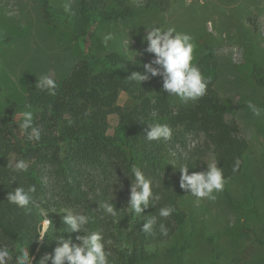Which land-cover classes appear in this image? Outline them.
<instances>
[{"label": "trees", "instance_id": "obj_1", "mask_svg": "<svg viewBox=\"0 0 264 264\" xmlns=\"http://www.w3.org/2000/svg\"><path fill=\"white\" fill-rule=\"evenodd\" d=\"M44 14L58 34L68 31L72 22L69 14L58 17L49 9H44ZM133 14L130 8L102 10L95 0L80 3L86 33ZM73 38L81 40L80 35ZM8 41L10 38L0 41V45ZM82 47L81 58L58 85L55 96L36 88L37 83L31 80L24 103H12L0 110V244L28 247L34 257L32 264H38L44 254L53 253L55 237L61 234L75 242L79 235L64 231L62 218L67 215L64 210L69 209L91 216L89 228L102 229L113 240L112 264H142L157 256L153 246L167 243L186 222L179 203L189 193L179 187L181 165L187 164L190 174L203 172L205 158L211 154L229 178L243 170L247 143L237 126L226 120L236 107L222 104L216 96V62L210 49L196 63L210 81L207 95L192 108L175 110L162 95L153 94L162 86L161 77L149 74L141 84L129 81L133 72L144 73L141 64L131 63L118 53L99 57L87 52L86 44ZM252 74L264 92V70L253 64ZM120 92L128 93L136 104L119 115L116 133L109 135L107 111L113 108ZM25 110L37 111L34 123L41 130L39 142L28 141L26 135L18 133L23 119L20 113ZM155 123L170 125L172 139L148 141L149 125ZM190 136L202 141L190 146ZM21 158L29 163L27 173H16L8 167ZM237 162L239 171L234 173ZM132 165L152 179L154 191L162 197L155 208L144 213L157 218L154 235L141 231L145 217H136L127 210ZM30 185H35L37 191L28 208L8 203L10 191ZM106 200L114 204L116 217L101 218L98 204ZM169 204L176 211L169 218H160L158 209ZM44 219L52 224L43 241H34ZM160 223L168 228L167 236L160 234Z\"/></svg>", "mask_w": 264, "mask_h": 264}, {"label": "rangeland", "instance_id": "obj_2", "mask_svg": "<svg viewBox=\"0 0 264 264\" xmlns=\"http://www.w3.org/2000/svg\"><path fill=\"white\" fill-rule=\"evenodd\" d=\"M82 1L93 0H0V41L10 38L0 45V110L24 103L27 84L37 83L41 75H50L60 85L81 58L83 43L87 52L99 57L118 53L143 66L152 60L144 51L147 30L175 26L191 34L194 63L206 49L212 51L216 96L222 104L236 107L226 120L237 126L247 143L244 166L229 177L215 202L185 196L179 203L186 214L184 226L167 243L153 246L157 256L142 264H264V114L254 117L247 107L251 101L264 109V92L252 74L253 64L264 70V0H95L102 10L130 8L134 14L88 33L80 16ZM66 3L74 13L69 14L72 22L66 33L58 34L44 9L62 17L68 14ZM109 34L113 39L105 46ZM74 35H80V42ZM153 94L162 95L175 110L196 104H182L163 86ZM135 104L128 93H119L107 111L109 135L116 133L119 115ZM197 141L202 139L188 137L190 146ZM210 162H216L211 154L204 171Z\"/></svg>", "mask_w": 264, "mask_h": 264}, {"label": "clouds", "instance_id": "obj_3", "mask_svg": "<svg viewBox=\"0 0 264 264\" xmlns=\"http://www.w3.org/2000/svg\"><path fill=\"white\" fill-rule=\"evenodd\" d=\"M64 11L68 14H74L70 3L64 5ZM113 39L112 35L104 37L105 46L107 42ZM147 47L145 52L151 54L154 58L143 65L144 73L133 72L129 81L139 84L151 77H161L163 90L169 96L176 97L182 104L197 102L207 95L210 81L205 78L200 67L194 63V51L196 48L194 38L191 34L178 31L175 26L152 27L147 30L144 37ZM235 51V49H234ZM134 57H129L132 61ZM36 88L41 91H47L51 96H55L58 84L50 75H41L38 79ZM30 108V106H28ZM247 107L251 110L254 117H261L264 109L247 102ZM22 122L19 124L21 135H26L28 141L39 142L41 140V130L34 123V113L31 110H25L20 113ZM147 132L146 139L150 142L169 141L173 137V129L168 124H151ZM9 168L16 173H27L29 163L25 159H18L14 165L9 164ZM187 164L180 167L179 187L190 193L197 201L207 200L215 202L218 195L225 189L228 183L224 175L223 168L218 166L217 162L207 164L206 171L191 172ZM232 171H239V162H237ZM133 179L130 184V194L127 201V210L136 217H145L142 226V232L148 235L155 234L156 216L144 215L150 207L155 208L161 200V195L154 191L152 179L145 176L140 167L131 166ZM37 189L35 185L25 188L17 186L13 191L7 194L9 204L15 205L19 209H26L32 203L33 195ZM102 209L103 218L105 215L116 217L118 212L110 201H103L98 204V210ZM176 211L171 204L162 206L158 209L160 218H169ZM67 215L63 216L62 223L66 225L64 231L76 233L75 242L71 238H65L64 235L55 237L56 247L51 254H44L38 261V264H112L111 246L113 240L106 237L102 229L91 230L92 217L82 211L64 210ZM52 222L44 219L38 234L34 241H43ZM159 232L162 236L168 235V228L164 223L159 224ZM34 257L30 256L29 249L26 246H8L0 244V264H32Z\"/></svg>", "mask_w": 264, "mask_h": 264}]
</instances>
